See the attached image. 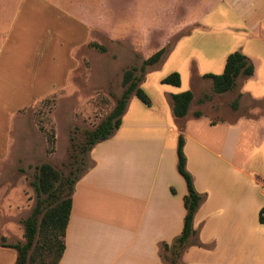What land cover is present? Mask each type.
Here are the masks:
<instances>
[{
  "label": "crops",
  "instance_id": "crops-1",
  "mask_svg": "<svg viewBox=\"0 0 264 264\" xmlns=\"http://www.w3.org/2000/svg\"><path fill=\"white\" fill-rule=\"evenodd\" d=\"M106 1H5L14 13L0 40V116L8 123L0 163L10 153L15 117L69 88L79 66L77 55L91 44L94 30L114 33L119 40L139 35L133 48L145 61L165 49L172 36L190 29L148 67L141 88L151 105L132 97L115 135L90 152L92 166L75 185L59 264H163L160 245L182 233L186 216L188 189L178 171L180 135L187 171L195 189L206 196L194 220L204 247L191 246L184 263L264 264V224L259 220L264 111L236 116L251 101L264 104V0H164L150 6L153 16L145 13L141 29L135 30L123 23L140 12L142 0L115 2V9ZM165 2L173 10L170 16ZM167 17L175 18L174 28L167 27ZM112 19L115 32L107 26ZM234 52L254 66L253 76L237 79V109L221 119L195 110L200 92L213 86L204 76L221 75ZM173 73L180 75L181 85L162 84ZM145 85H152V93ZM186 91L193 92L194 100L188 115L178 120L172 96ZM197 111L199 118L194 117ZM6 245L1 240L0 264H14L17 253Z\"/></svg>",
  "mask_w": 264,
  "mask_h": 264
},
{
  "label": "rangeland",
  "instance_id": "rangeland-1",
  "mask_svg": "<svg viewBox=\"0 0 264 264\" xmlns=\"http://www.w3.org/2000/svg\"><path fill=\"white\" fill-rule=\"evenodd\" d=\"M5 1L0 0V40L1 35L7 32L14 13L12 6H6ZM121 1L106 2L111 9H115V2ZM162 2L164 0H142L140 12L137 11L134 17L125 21L124 27L141 29L140 17H146L145 13L153 16L148 11L152 10L150 6L153 3L161 5ZM165 7L170 16L173 10L168 8L167 2ZM167 19V27L174 28L177 24L175 18ZM107 26L113 27L114 31V20L107 21ZM189 31L188 28L172 36L163 48L170 49L180 35ZM106 34L105 30H94L91 44L78 53L79 66L71 77L68 89L21 111L13 120L10 153L0 163V242L16 244L25 241L22 221L31 214L37 203L33 184L38 166L49 163L64 176L71 173L80 175L92 166L89 155L83 158L77 149L84 142L83 132L94 129L113 110L124 91V73L132 67L140 68L144 62L143 56L135 53L133 48L134 43L140 41L139 35L119 40L114 33ZM155 40L159 45L160 38L155 37ZM136 74L144 75L141 71ZM151 87L145 85V89L152 93ZM205 94L210 95L211 100L203 105L197 102L195 110L200 109L215 116V119L226 117L227 112L231 113L232 103L239 95L238 89L217 95L212 89L206 88L200 92L198 100ZM261 111H264V104L251 101L247 103V109H241L236 116L241 113L254 115ZM6 121L7 118L1 115L0 145L1 142L6 145L8 141ZM51 135L55 138L53 144L49 140Z\"/></svg>",
  "mask_w": 264,
  "mask_h": 264
},
{
  "label": "trees",
  "instance_id": "trees-1",
  "mask_svg": "<svg viewBox=\"0 0 264 264\" xmlns=\"http://www.w3.org/2000/svg\"><path fill=\"white\" fill-rule=\"evenodd\" d=\"M104 50V48H101ZM170 49H162L145 60L140 68L132 67L123 75L122 86L124 91L117 100L113 110L106 115L94 129L84 130V142L77 148L84 158L92 149L115 135L122 124V117L126 112L132 97L138 98L145 105L150 106L151 101L141 83L145 78L148 67L158 64ZM141 71L143 76L136 73ZM254 74V66L241 52H234L227 58L224 72L221 75H205L211 79L214 94H225L233 91L237 86V79L241 76L249 78ZM162 84L179 87L181 77L173 73L166 77ZM241 95L232 103V108L237 109ZM194 94L186 91L172 96L173 116L183 120L189 112ZM211 100V96L205 94L199 103L203 104ZM202 116L201 112H195L194 117ZM50 143H54V136H50ZM185 139L179 136L178 145V171L184 178L188 194L184 198L186 216L182 233L171 243H162L159 256L163 264H186L183 255L193 245L204 247L197 237L194 229L195 216L200 209L206 196L200 194L194 186L193 177L187 171V158L184 153ZM74 145V144H73ZM90 169V168H88ZM80 175L71 173L64 176L51 164L43 163L37 168V175L33 187L37 194V203L31 214L22 221L24 226V242L6 245L16 251L17 256L14 264H59L66 250V231L70 219L73 195L76 183L88 171ZM259 220L264 224V208L260 212Z\"/></svg>",
  "mask_w": 264,
  "mask_h": 264
}]
</instances>
